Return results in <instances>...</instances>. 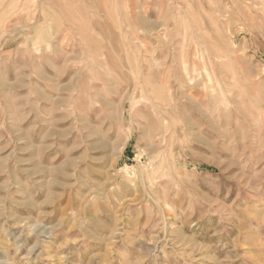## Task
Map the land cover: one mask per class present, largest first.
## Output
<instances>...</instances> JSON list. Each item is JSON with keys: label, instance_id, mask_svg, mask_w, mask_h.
<instances>
[{"label": "rangeland", "instance_id": "1", "mask_svg": "<svg viewBox=\"0 0 264 264\" xmlns=\"http://www.w3.org/2000/svg\"><path fill=\"white\" fill-rule=\"evenodd\" d=\"M0 264H264V0H0Z\"/></svg>", "mask_w": 264, "mask_h": 264}, {"label": "bare ground", "instance_id": "2", "mask_svg": "<svg viewBox=\"0 0 264 264\" xmlns=\"http://www.w3.org/2000/svg\"><path fill=\"white\" fill-rule=\"evenodd\" d=\"M186 72H187V71H186ZM186 76H188V75H186ZM197 76H198V75H197ZM188 77H189V76H188ZM188 77H187V78H188ZM191 78H192V77H191ZM197 78H198V77H196V80H197ZM191 81H192V79H191ZM189 84H190V83H189Z\"/></svg>", "mask_w": 264, "mask_h": 264}]
</instances>
